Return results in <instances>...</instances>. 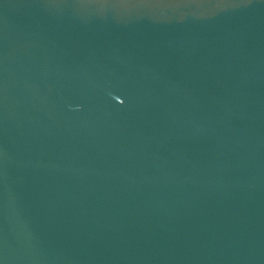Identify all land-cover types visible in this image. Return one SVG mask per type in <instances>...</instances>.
I'll use <instances>...</instances> for the list:
<instances>
[{"label":"water","instance_id":"95a60500","mask_svg":"<svg viewBox=\"0 0 264 264\" xmlns=\"http://www.w3.org/2000/svg\"><path fill=\"white\" fill-rule=\"evenodd\" d=\"M0 264H264V0H0Z\"/></svg>","mask_w":264,"mask_h":264}]
</instances>
